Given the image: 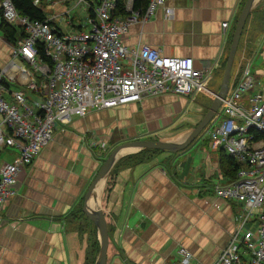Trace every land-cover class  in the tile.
Returning <instances> with one entry per match:
<instances>
[{
  "label": "crops",
  "instance_id": "crops-1",
  "mask_svg": "<svg viewBox=\"0 0 264 264\" xmlns=\"http://www.w3.org/2000/svg\"><path fill=\"white\" fill-rule=\"evenodd\" d=\"M241 1L166 0L172 8L170 18L157 8L148 20L131 23L123 42L129 48L147 44L164 55L191 57L196 67H211L209 85L216 93ZM49 3L52 14L65 8ZM250 15L257 20L256 28L264 31V0L254 4ZM224 21L228 27L223 31ZM56 23L63 25L61 18ZM10 49L11 42L0 30V68L8 63ZM242 49L246 61H257L252 71L260 83L258 90L264 92V40L261 46ZM2 83L9 100L19 85L6 78ZM210 103L207 93H164L90 110L55 130L31 165L19 171L16 193L1 211L0 264H86L87 232L76 229L74 212L106 147L135 139L181 141ZM101 142L106 146L103 152ZM0 151L5 153L0 164L16 154L11 146ZM232 180L221 169L219 152L209 148L205 132L175 153L162 151L132 165L121 161L108 192H104L107 176L99 191L110 226L106 264H178L181 247L193 255L194 264H212L227 244L240 211L234 201L217 198L213 186Z\"/></svg>",
  "mask_w": 264,
  "mask_h": 264
},
{
  "label": "built area",
  "instance_id": "built-area-1",
  "mask_svg": "<svg viewBox=\"0 0 264 264\" xmlns=\"http://www.w3.org/2000/svg\"><path fill=\"white\" fill-rule=\"evenodd\" d=\"M121 0H55L62 12L43 20L30 19L11 0H0V21L21 27L23 36L11 43L10 59L0 68V148L16 150L12 161L0 164L1 211L16 193L19 171L31 165L55 130L72 117L174 93H207L211 67H196L191 57L168 56L147 44L129 48L123 37L133 22H144L157 8L172 16L166 0H149L145 9L123 2L124 17L114 15ZM80 9L84 25L71 17ZM63 21V31L56 23ZM223 31L228 27L221 23ZM19 89L4 97L2 80ZM251 64L245 61L239 81L228 86L214 117L202 130L212 150L223 149L239 163L236 178L213 186L214 195L240 206L235 228L212 264H264V92ZM100 150L105 149L101 142ZM178 264H194L179 248Z\"/></svg>",
  "mask_w": 264,
  "mask_h": 264
},
{
  "label": "water",
  "instance_id": "water-1",
  "mask_svg": "<svg viewBox=\"0 0 264 264\" xmlns=\"http://www.w3.org/2000/svg\"><path fill=\"white\" fill-rule=\"evenodd\" d=\"M255 4V0H245L235 23L234 30L232 33L231 41L228 48V53L226 57V63L221 78V82L215 96L213 97L208 109L204 113L201 120L193 127V129L187 134V136L181 141H170V140H160V139H135L128 140L114 146L108 153L105 160L100 165L96 174L94 175L92 181L87 187L82 200L81 210L88 217V219L94 224L97 232L98 242H99V251L94 261V264H106L107 261V249H108V228L107 223L100 206V203L94 209H89L88 199L93 193L94 187L99 180H105L108 172L111 170L113 165L118 161L120 157L129 148H134V151L138 152L142 149H158L170 153H175L179 150L185 148L192 140H194L200 132L206 127L209 121L216 114L221 99L225 96L230 79V71L232 67V62L235 56V52L240 40V36L243 30V26L249 14L252 11V7Z\"/></svg>",
  "mask_w": 264,
  "mask_h": 264
},
{
  "label": "trees",
  "instance_id": "trees-1",
  "mask_svg": "<svg viewBox=\"0 0 264 264\" xmlns=\"http://www.w3.org/2000/svg\"><path fill=\"white\" fill-rule=\"evenodd\" d=\"M52 1H55V0H49V2H52ZM148 1L149 0H133V8L134 9L140 8L141 10H144ZM11 2L19 14L27 16L30 19L43 20L44 18L47 17V15L43 11V8L45 7V4H46V2H44V0H37V3H35L34 0H11ZM244 2H245V0L241 1L240 7H239L240 10H241ZM240 10H239V12H240ZM126 14H127V12H125L123 10V2L121 0L118 2L117 8L114 10V15L119 16V17H124ZM236 20H235V22L231 28L230 37L228 38V46H229L230 41H231V37H232V33L234 30ZM245 24H246V21H245ZM245 24L243 26V30H242L240 39H241L242 34L244 32ZM0 30H1L4 38L7 39L11 43H14L18 37H21L24 35L21 27L13 26V25H11V24L7 23L6 21H3V20L0 21ZM239 48L240 49L242 48L241 44H240V40H239V43H238V46H237V49L235 52V56H234L231 71H230L229 85H231V86H234L239 81L242 68H243L245 61H246V57L245 56L243 57L242 55H240L241 50H239ZM225 63H226V57L223 60V66H225ZM235 69H237V71L234 75H232V73H234ZM209 97H210V101H212L213 98L210 95H209ZM207 108L208 107H206V110H207ZM112 148H110V150ZM110 150L108 149V151L105 154H103V156L101 157V164L105 160V158L107 157ZM160 152H162V150L142 149V150H140L134 154L127 155L123 158H120L114 164V166L111 168V170L109 171V173L107 175V182H106L105 190H104L105 194H106V192H108V190L110 188L109 181H110V179L113 178V175H114L115 171L117 170V167L121 161L127 160V162L130 163L131 165L132 164H138L140 162L148 161L149 159H151V157L154 154L160 153ZM217 152H219V156H220L221 169L224 171V173L231 175V179L234 180L236 178V171H237V168L239 166V163L236 161L235 158L228 155L223 149H218ZM81 205H82V202L78 205V207L76 208V211L74 212V215H76V217H77L76 218L77 219V224H76L77 228L76 229L79 230L80 234H82L83 232H87L86 234H87V240H88V242H87V255L88 256H87V263L86 264H94V261L96 259L97 254H98V251H99V242H98V239L96 237V228H95L94 224L88 219V217L82 212ZM103 214H104V212H103ZM104 217L106 220L105 214H104ZM106 223H107V228H108V240H109L110 226H109V223L107 220H106Z\"/></svg>",
  "mask_w": 264,
  "mask_h": 264
},
{
  "label": "rangeland",
  "instance_id": "rangeland-1",
  "mask_svg": "<svg viewBox=\"0 0 264 264\" xmlns=\"http://www.w3.org/2000/svg\"><path fill=\"white\" fill-rule=\"evenodd\" d=\"M34 2H35V0H34ZM44 2H46V4H45V7L43 8V11H44V13L46 15L51 16L53 11H54V8L50 5V3H48L49 0H44ZM79 11H80L79 8L78 9H74L71 12V17H73V20L76 23L80 22V24L84 25L83 16H82V14ZM256 21L257 20H254V21L252 20L251 15L248 17V19L246 21V27H245L244 32L242 34V39L240 40L241 47L243 48L242 52L243 51H247L246 49H248L250 46H252V47L255 46L256 47V46H261L263 44L264 31H262V29H257L256 28V26H257L255 24ZM60 28L63 31H67L68 30L67 29L68 27L66 25H60ZM248 62H250L251 68H254L255 66H257V63H256L257 61H248ZM203 132H201V134ZM109 150H110V148H109ZM105 151L106 152L108 151L107 147H106ZM103 154L101 156H103ZM4 155H5V153H3V152L0 153V162L4 159Z\"/></svg>",
  "mask_w": 264,
  "mask_h": 264
},
{
  "label": "bare ground",
  "instance_id": "bare-ground-1",
  "mask_svg": "<svg viewBox=\"0 0 264 264\" xmlns=\"http://www.w3.org/2000/svg\"><path fill=\"white\" fill-rule=\"evenodd\" d=\"M257 1L258 0H255V3ZM134 150H135L134 148H129L124 153H128ZM103 181H104L103 179L99 180L96 186L94 187L93 193L91 194V196L89 197L87 201L89 209H94L95 207L99 205V197H100L99 191H100V188L102 190Z\"/></svg>",
  "mask_w": 264,
  "mask_h": 264
}]
</instances>
